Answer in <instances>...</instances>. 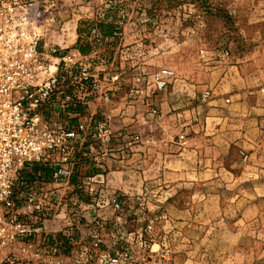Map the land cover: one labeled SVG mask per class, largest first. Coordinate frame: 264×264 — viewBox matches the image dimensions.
<instances>
[{
  "label": "rangeland",
  "instance_id": "rangeland-1",
  "mask_svg": "<svg viewBox=\"0 0 264 264\" xmlns=\"http://www.w3.org/2000/svg\"><path fill=\"white\" fill-rule=\"evenodd\" d=\"M53 15L48 42L62 47L50 51L67 66L89 65L102 94L84 99L79 77L65 76L66 93L82 99L65 98V111L50 114L130 135L110 142L88 135L75 145L64 183L53 180V168L27 170L22 193L45 198L49 216L44 231L19 237L13 253L0 247V264H103L100 254L117 252L128 255L122 264H264V130L253 146L233 141L208 174L170 177L169 157L153 152L143 175L135 154L144 125L174 111L162 102L170 91L205 87L208 66L255 58V45L264 43V0H63ZM163 70L172 73L158 87L155 73ZM215 87L207 85L202 98ZM187 137L177 136L182 145Z\"/></svg>",
  "mask_w": 264,
  "mask_h": 264
},
{
  "label": "built area",
  "instance_id": "built-area-1",
  "mask_svg": "<svg viewBox=\"0 0 264 264\" xmlns=\"http://www.w3.org/2000/svg\"><path fill=\"white\" fill-rule=\"evenodd\" d=\"M58 3L59 0H0V247L8 246L12 253L19 237L43 232L44 220L49 216L45 198L22 193L25 172L33 163L52 166L53 180L61 184L70 176L66 164L73 158L75 145L83 144L88 135L103 142L130 135L123 129L112 131L105 122L92 124L91 119L78 118L72 124L60 115L50 114L65 111V98L74 102L82 99L81 95L66 93L65 76L79 77L85 88L84 99L102 94L97 75L89 65L74 62L67 66L65 56H54L50 51L61 47H51L48 42ZM171 73L172 70L156 72L157 86L163 87L165 76ZM103 97L110 100L106 92ZM130 137L136 139L138 135ZM108 152L105 147L100 154ZM73 162L77 163L75 158ZM66 234L71 235L69 231ZM84 254L88 255V249ZM100 255L103 264H122L128 257L119 252ZM75 264L84 262L76 260Z\"/></svg>",
  "mask_w": 264,
  "mask_h": 264
},
{
  "label": "crops",
  "instance_id": "crops-1",
  "mask_svg": "<svg viewBox=\"0 0 264 264\" xmlns=\"http://www.w3.org/2000/svg\"><path fill=\"white\" fill-rule=\"evenodd\" d=\"M252 55L255 58L248 63L233 59L215 71L208 66L210 71L203 76L205 87H216L207 98H202L207 88L198 83L170 91V106L167 95L162 99L165 108L174 111L144 125L141 141L135 144L140 173L146 175L151 162L147 156L155 152L154 156L169 157L170 177L185 178L195 171L208 174L219 170L223 154L229 152L233 141L239 138L238 143L249 146L257 143L264 130V43L256 44ZM183 132L188 137L182 145L177 136Z\"/></svg>",
  "mask_w": 264,
  "mask_h": 264
},
{
  "label": "trees",
  "instance_id": "trees-1",
  "mask_svg": "<svg viewBox=\"0 0 264 264\" xmlns=\"http://www.w3.org/2000/svg\"><path fill=\"white\" fill-rule=\"evenodd\" d=\"M105 26H107V31L108 32H111L112 31V27H113V24H111V23H108V24H105ZM81 50H83L84 48H80ZM71 109H72V111H75V109L73 108V107H71ZM38 164H41V165H43L44 166V168H45V172L47 173V174H49L50 172H51V168H52V166H50V165H48V164H42V163H37V162H34L33 163V165L31 166V169L33 168L34 170L35 169H37L38 168ZM29 171V170H28ZM27 173V172H26Z\"/></svg>",
  "mask_w": 264,
  "mask_h": 264
}]
</instances>
